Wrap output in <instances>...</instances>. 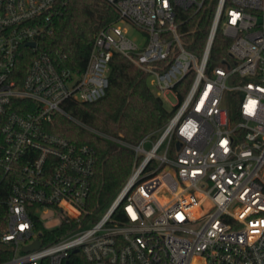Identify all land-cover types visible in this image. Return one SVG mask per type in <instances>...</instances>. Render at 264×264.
<instances>
[{"label": "built area", "instance_id": "1", "mask_svg": "<svg viewBox=\"0 0 264 264\" xmlns=\"http://www.w3.org/2000/svg\"><path fill=\"white\" fill-rule=\"evenodd\" d=\"M59 1L0 0V169L8 176L0 239L12 253L0 264H264V0H217L201 52L188 49L180 22L206 0H105L119 18L98 30L80 71L43 46ZM123 22L146 34L143 46ZM219 27L230 44L213 59ZM115 52L158 95L179 100L139 143L114 139L134 150L133 168L97 218L87 204L93 149L48 125L57 113L75 121L67 100L105 95ZM64 218L74 227L43 240L37 224L53 229Z\"/></svg>", "mask_w": 264, "mask_h": 264}, {"label": "trees", "instance_id": "2", "mask_svg": "<svg viewBox=\"0 0 264 264\" xmlns=\"http://www.w3.org/2000/svg\"><path fill=\"white\" fill-rule=\"evenodd\" d=\"M59 2L61 13L55 18L54 30L47 36L43 46L51 53L60 51L66 54L67 57L63 58L65 64L80 71L86 65L98 30L118 20L119 16L105 0ZM216 4L217 0H206L197 10L190 8L182 11L180 26L188 49L195 52L203 50ZM229 44L230 38L219 27L212 47V58L226 56ZM191 81L192 78L187 76L177 84L180 97L186 94ZM64 107L75 117V121L57 113L48 129L75 144H87L93 149L94 172L87 199L88 207L93 211L115 198L133 168L134 150L114 139L137 144L145 136L161 129L176 110L167 109L162 97L151 89L148 75L117 52L111 58L109 85L105 95L93 102L67 100ZM7 183L8 176L0 169V187ZM5 215L6 205L0 193V230L6 226ZM74 224L64 218L53 229H46L41 224L36 227L43 232V240L48 241L66 234ZM11 255L10 247L0 239V261Z\"/></svg>", "mask_w": 264, "mask_h": 264}, {"label": "rangeland", "instance_id": "3", "mask_svg": "<svg viewBox=\"0 0 264 264\" xmlns=\"http://www.w3.org/2000/svg\"><path fill=\"white\" fill-rule=\"evenodd\" d=\"M122 25H126L127 27V30H128V35L136 40L141 46L144 45V43H146V34L144 32H142L141 30H139L138 28L134 27L131 23L129 22H123ZM151 89L156 93V88L152 85H150ZM157 94V93H156ZM162 99H163V102H164V105L166 106L167 109L171 110L174 108V105L178 102L179 100V97L172 93V92H168L166 93L165 95H161ZM157 138V136L155 137ZM152 146V141H151V138H149L148 140L145 141L144 143V147L146 149H149L151 148ZM165 150V145H163L160 150H159V153H163ZM170 156H175V151L174 150H170V153H169ZM120 191V190H119ZM118 194V193H117ZM116 197V196H115ZM113 201V198L112 200H110L104 207L98 209V210H95L94 212H96L95 214V217L97 218H100L101 215L104 213V211L107 209V207L110 205V203ZM58 221L56 220H53L51 223L53 224H56ZM95 222V220H92L91 224H93Z\"/></svg>", "mask_w": 264, "mask_h": 264}, {"label": "water", "instance_id": "4", "mask_svg": "<svg viewBox=\"0 0 264 264\" xmlns=\"http://www.w3.org/2000/svg\"><path fill=\"white\" fill-rule=\"evenodd\" d=\"M30 44L35 45V42H30ZM224 61H225V60H224ZM40 234H41V232H40ZM40 244H41L40 240H39V239H36V240L34 241V243L29 244V245H26V246H25V249L28 250V249L37 248V247L40 246Z\"/></svg>", "mask_w": 264, "mask_h": 264}]
</instances>
